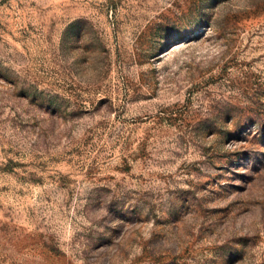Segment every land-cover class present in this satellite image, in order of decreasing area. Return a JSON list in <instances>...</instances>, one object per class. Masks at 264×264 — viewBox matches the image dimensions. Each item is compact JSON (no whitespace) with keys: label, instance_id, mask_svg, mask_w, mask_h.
I'll return each mask as SVG.
<instances>
[{"label":"rangeland","instance_id":"374dc122","mask_svg":"<svg viewBox=\"0 0 264 264\" xmlns=\"http://www.w3.org/2000/svg\"><path fill=\"white\" fill-rule=\"evenodd\" d=\"M0 264H264V0H0Z\"/></svg>","mask_w":264,"mask_h":264}]
</instances>
